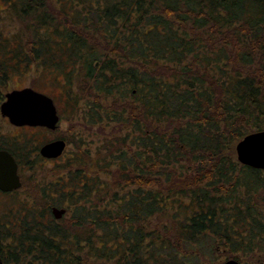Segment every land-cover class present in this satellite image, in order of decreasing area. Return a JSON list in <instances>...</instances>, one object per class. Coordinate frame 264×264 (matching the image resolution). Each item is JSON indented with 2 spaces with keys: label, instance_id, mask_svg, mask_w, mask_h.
Returning <instances> with one entry per match:
<instances>
[{
  "label": "trees",
  "instance_id": "trees-1",
  "mask_svg": "<svg viewBox=\"0 0 264 264\" xmlns=\"http://www.w3.org/2000/svg\"><path fill=\"white\" fill-rule=\"evenodd\" d=\"M32 73L112 128L0 192L1 264H264V0H0V103Z\"/></svg>",
  "mask_w": 264,
  "mask_h": 264
},
{
  "label": "water",
  "instance_id": "water-1",
  "mask_svg": "<svg viewBox=\"0 0 264 264\" xmlns=\"http://www.w3.org/2000/svg\"><path fill=\"white\" fill-rule=\"evenodd\" d=\"M0 114L17 126L41 125L54 129L59 121L53 98L31 86L13 88L5 92L4 99L0 103ZM64 146L63 140H55L44 144L40 153L45 157H56L63 151ZM235 152L240 163L264 169V129L250 132L242 137L235 145ZM17 169L14 157L7 150L0 149L1 191H11L20 187L21 181ZM64 212V208H52L55 218H60ZM1 262L0 257V264ZM223 264H240V262L230 258Z\"/></svg>",
  "mask_w": 264,
  "mask_h": 264
},
{
  "label": "rangeland",
  "instance_id": "rangeland-1",
  "mask_svg": "<svg viewBox=\"0 0 264 264\" xmlns=\"http://www.w3.org/2000/svg\"><path fill=\"white\" fill-rule=\"evenodd\" d=\"M35 76V73L20 77L15 76L10 83V87L22 88L29 86L31 80H33ZM46 79L48 80L47 82L45 81ZM46 79L43 78L44 82H38L35 85V89L49 94V96L53 97L55 100V104L57 105L61 117L59 126L55 131L52 133L47 131L37 132L38 130L32 129L31 127L15 129L7 119H2L0 116L1 139H5L4 137L10 135H17L19 138L32 137L34 139L35 137V140L32 139L31 141L33 146L38 145V142H36L37 140L42 141L40 143L42 144L54 136H60L67 141L68 146L63 157L57 159L56 161L37 159V162L34 164L33 168L24 171V173L21 175L23 177L25 175L31 174L25 178L30 177L32 181L35 180L36 182H42L49 172L52 173L53 170L54 174H56L57 169L62 166L66 160H71L72 158L79 156L80 150L88 148L90 151H93L97 146L101 145L100 143L105 136L111 134L112 128V124L109 120L106 121L102 118L101 122L97 121L91 123L83 111L80 110V112H78L76 110H71V108L66 103V94L61 84L53 85L49 83L50 80L48 77ZM79 108H81V106H79ZM78 147L81 148L78 149ZM25 195L26 194L23 193L22 196ZM3 197L4 196L0 195L1 201H4L5 197ZM7 198H11V196H7ZM14 198L15 197H13V199ZM1 203L2 202H0V205ZM222 261H225V259L222 258Z\"/></svg>",
  "mask_w": 264,
  "mask_h": 264
},
{
  "label": "flooded vegetation",
  "instance_id": "flooded-vegetation-1",
  "mask_svg": "<svg viewBox=\"0 0 264 264\" xmlns=\"http://www.w3.org/2000/svg\"><path fill=\"white\" fill-rule=\"evenodd\" d=\"M53 100H54V98H53ZM54 103H55V100H54ZM56 108H57V105H56ZM57 113L59 115V121H58L57 126L54 129L47 128L46 126H41V125H32V126H30V125H22V126H17V125H14V124L10 123L9 120H8V118L6 116H2L1 114H0V116H1L2 119H7L8 122L15 129L16 128H27V127H31L32 129L38 130L37 132L47 131V132H51L52 133L53 131H55L58 128L59 122H60V118H61L60 117V114H59V111H58V108H57ZM4 138L5 139H1L0 138V149L7 150L14 157V159H15V161L17 163V166H18V169L17 170H18V174H19V177H20V181L22 183V176L21 175L24 173V171H27L28 169H26L25 165H23L22 167L19 165L17 155H20V152L16 148L17 145L15 144L17 140H21L22 138H19L17 135H10V136H6ZM59 139H61V140H63L65 142L64 149H63V151L59 155H57L56 157H45V156H43L40 153V149H41V147L44 144L49 143V142H52V141H55V140H59ZM33 140H35V137H34ZM36 142H38L37 144L39 145L42 141H38L37 140ZM38 145H34L37 149L34 150V151H32V152H30L31 160L34 159V158H36V159H42V160H52V161H56L57 159H59V158H61V157H63L65 155V151L67 149L68 143H67V141L64 138H62L60 136H54L52 138H49L48 140H46L45 142H43L39 146ZM14 190L15 189H13L11 191H6V192H12ZM0 192H3V191L0 190ZM52 208H51V212H52Z\"/></svg>",
  "mask_w": 264,
  "mask_h": 264
}]
</instances>
